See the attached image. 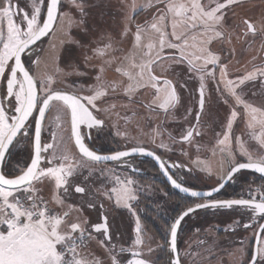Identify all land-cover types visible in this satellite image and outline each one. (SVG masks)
Listing matches in <instances>:
<instances>
[{"label": "snow or ice", "instance_id": "obj_1", "mask_svg": "<svg viewBox=\"0 0 264 264\" xmlns=\"http://www.w3.org/2000/svg\"><path fill=\"white\" fill-rule=\"evenodd\" d=\"M70 2L81 17L78 23L84 24L88 17L85 0ZM240 6L241 0H154V3L149 0L141 5H136L133 0V11L153 10L151 20L133 25L132 16H127L122 30L117 31L119 41L111 34L103 35L101 40L104 42L91 49L93 56L103 61L94 78L96 83L87 88L76 85L72 91H68L53 88V76L34 75L22 61L25 51L42 37L54 33L55 26L62 18H67L69 23L75 22L69 13L58 16L62 0H30L27 8H21L16 0H0V81L5 84L4 93L0 96V165L4 164L6 155H11L10 147L14 146V142H19L18 137L27 136L34 143V155L24 168L18 167L16 172L8 174L0 168V264H106V260L110 264H122L117 256L125 251L131 252L133 257L126 264H150L147 259L137 258L141 253L133 250L145 245L140 217L133 207L134 203L139 202L140 186L131 177L122 178L118 174L112 175V186L103 192L101 189L93 190L88 184L92 165L121 161L134 154L152 156L174 188L191 198L205 201L187 206L167 226V244L170 251L176 253L174 264H181L177 249L181 223L198 209H233L239 206L264 219V191L260 188L254 190L259 193V200L253 192L247 193L248 199H210L240 170L264 174V109L248 103L241 87L258 78L264 83V65L244 75L229 78V64L235 55L232 40L239 39V35L234 29L230 31L232 26L228 22L231 19L235 23V9ZM242 23L245 27L243 35L251 33L255 36L259 32L264 36V24L258 29L251 20L244 19ZM64 34L69 35L67 32ZM85 34L92 35L93 32L85 29ZM130 34V47L119 46ZM65 42L70 46L63 49L62 61L60 47L51 45L56 73L89 79L86 72L79 71L81 65L77 61L80 60V53L71 47L82 48L80 41L62 40L60 44ZM90 60L91 57L84 56L83 64L87 65ZM61 62L73 71L64 72L60 67ZM39 63L37 57V67ZM107 67H114L122 79L105 80ZM189 84L196 85L193 89L197 96L195 124L181 133V142L191 143L194 133L200 135L202 117L207 116L211 123L216 122L212 116L213 94L217 105L223 104L229 108L226 124L221 126L220 133H216V144L228 159L230 170L226 178L221 177L219 186L211 191L193 190L177 182L169 174L167 161L145 146H132L128 150L102 155L84 142L80 126L101 128L105 121L99 118L100 114L117 108L116 103L108 102L110 96L122 92L127 101L123 107L138 104L150 112L162 110L169 114L182 106V92L191 96ZM85 90L90 95L80 94ZM142 90L153 92L146 105L141 99ZM54 102L62 104L70 113L72 139L80 157L75 162L64 152L56 155L55 133L51 143L41 144L46 111ZM105 104L106 107H98ZM238 107L247 117L250 139L257 144H248L240 137H234L233 125L241 116ZM186 111L192 115L191 108H186ZM34 112L38 113L39 119L34 118L30 124L29 118L33 117ZM30 127L34 128V136L28 135ZM154 133L153 143L156 137L161 136L159 131L154 130ZM233 138L238 141L239 153L247 158V162L236 161L231 151ZM158 147L167 149L168 145L161 142ZM42 161L45 162L44 166ZM196 163L199 165L200 161ZM171 167L180 165L172 164ZM83 169H88L89 176L81 180L80 170ZM205 170L210 171V168ZM45 191L50 195L46 197L43 194ZM76 194H80L81 198L75 204H67V198ZM101 198L111 201L114 209L127 210L135 216L136 235L132 248L126 250L120 246L119 252H116L118 245L112 243L113 230L109 228L112 212L105 209L103 204H98ZM85 208L106 214L100 217L101 222L92 223L84 216ZM234 223L237 227L250 226L239 221ZM260 231L264 232V225L260 226ZM97 236L103 238L97 239ZM93 241L97 245L96 250L90 247ZM97 251L100 255H97ZM147 251L151 253L153 249L147 247ZM249 260L250 264H264V239L257 242ZM241 264L244 262L241 261Z\"/></svg>", "mask_w": 264, "mask_h": 264}, {"label": "flooded vegetation", "instance_id": "obj_2", "mask_svg": "<svg viewBox=\"0 0 264 264\" xmlns=\"http://www.w3.org/2000/svg\"><path fill=\"white\" fill-rule=\"evenodd\" d=\"M29 1L30 0H16L21 8H27L30 5ZM88 1L89 0H85V2ZM26 2L27 5H25ZM65 5L66 3L62 2L60 13L62 10H64ZM87 6L86 11L88 12V17L85 20V23L82 24L81 29L78 30L71 27L67 40L74 39L80 41V44L83 46L82 48H76L75 45H71V47H73L76 52L80 53V60L77 61V63L81 65L79 71L86 72L87 76L90 78H78L74 75L66 76L67 85L66 87L59 88L61 90L72 91L76 85H83L85 88H87V86L96 83L94 78L98 74L99 67L102 66L103 61L101 58L93 56L91 51L92 47L96 46V44H102L104 41L101 40V37L106 34H111L117 41L120 40V37L117 36V31H121V28L119 24L115 22V18L112 16L116 10L113 7L104 8V6L99 5L98 7H100V13L98 14L95 11L96 6H93L90 3H88ZM150 10L151 9L141 10L140 12L136 13L133 24L139 23L138 17L143 15H146L143 16L144 21L140 22L139 24H144L146 19L151 20L152 15L149 17L147 16V13ZM229 15H231V13H229ZM55 27H57V25ZM85 29H89L93 32V34L86 35ZM50 35L51 33L49 36ZM255 36L258 38L262 37L259 32ZM245 37H247V35H245ZM46 39L36 45L32 51L25 56V62L27 66L29 64L27 62V57L40 51L41 44L45 45L46 42L44 43V41H46ZM67 40L64 39L63 41ZM254 41L255 40L253 39H249L247 42L245 41L244 44L249 46ZM55 44L61 49L62 61L63 49L69 47L70 45L67 42L61 45L59 41H56ZM261 51H263L261 59L262 62L256 64L255 66L257 67H260L261 64H264V49ZM221 55L223 56L224 54L222 53ZM84 56L91 57V60L87 65L83 64ZM52 64H54V61H51V65ZM64 65L65 64L60 63V67L63 66L72 72L73 69ZM236 76L240 75L235 73L230 75L229 78H235ZM104 79L107 81H119L122 78L120 77L119 73L114 71V67H107L104 74ZM195 87V84L188 85V90L191 93V96H189L188 93L182 92V106H178L177 109L171 111L169 114H165L162 110L150 112L146 107H142L138 104L131 105L130 107H123L122 100L124 99L123 101H127L124 98L123 93L118 92L114 96H110L108 98V102L116 103L117 108L109 112H102L100 114L99 118H102L105 121L103 127H94L89 129L86 125H81V132L82 136H84V141L92 150L100 153H114L116 151L137 145L145 146L146 148L152 149L153 151L159 153L162 157L172 161L173 164L180 165V167H173V172L175 176L184 184L197 188L213 187L221 181V178H217L216 176L214 177L215 173H213L212 181L208 174L205 175L193 169L185 161L183 156L181 158L177 156V154H184L187 152L186 150H191L189 153H196V155L200 156L201 158H209L210 153L213 151H215L216 154H218L217 152L221 153L219 146L216 144V133H220L221 126L226 124V117L229 115V108L227 105H217L215 103V94H213L212 116L216 122L211 123L207 116L202 117L200 135H195L194 133L191 143L180 141L181 133H184L186 129L192 126V124H195V101L197 99V96L193 91ZM241 87L244 89V99L248 103L252 104L253 107L264 109V83H262L259 78L255 81L246 82V84ZM211 88L212 85L209 86V91H211ZM80 94L85 96L90 95V93L86 90ZM151 98L152 97H150L148 100L146 97L141 96V99L144 101L145 105L150 102ZM106 106L107 104L98 105V107ZM186 108L192 109V115H188ZM237 111L241 112V116L237 118L233 125L234 137H240L241 140L248 144H257V142L251 140L248 135L249 129L247 127L246 115L243 114L240 107L237 108ZM123 112L130 116L128 119L134 118L133 120H135V118H139L142 120L145 118V120H147V122L151 125H155V121L159 120L164 128H169L168 135L170 137L168 139L167 137L162 136V139H159V144L163 142L168 145V148L161 149L158 147V143H153L151 141L146 144H135L129 142L126 139L125 142H123L121 135V121ZM134 112L135 115L133 114ZM57 117H59V119H57ZM185 117H187V119H185ZM34 118L35 115L29 122L30 124ZM62 120L65 121L64 124L67 128L63 127L60 129ZM203 121L208 122L205 123ZM32 130L34 131V128L32 127L28 129V135L33 136V134H31ZM257 132H259V129H257ZM53 133L56 134V149L63 151L66 149L67 145H70L73 148V152L76 154L75 158H80L72 139L70 113L64 108L62 104L58 102H54L50 110L47 112L43 126V145L52 142ZM63 136L65 139H63ZM18 141L19 142H16L11 149L10 160L15 162L14 164L17 167L24 168L29 163L32 155L31 153L29 156L28 150L30 140L27 138V136H25L24 138H19ZM231 151L235 154L236 161L247 162V158L242 157L239 153L238 141L235 138L232 140ZM170 152L172 154H169ZM56 155L59 156L60 152L56 151ZM220 156L224 158L222 164H225L226 172L229 171L230 167L228 159L223 153H221ZM71 161L75 162L73 160ZM44 164L45 162H43L42 166H44ZM91 167L92 174L88 179V183L90 184L95 181L94 178L98 179L101 175H104L103 172L106 170H119V172L124 170L137 181L146 182L158 189L166 190V197L169 202L168 211H170V214L162 213L163 208L158 203L152 201L149 197L140 199L146 200L147 202V218L145 217L147 224L150 227H153L155 230L159 229V226H161L166 234L165 241L167 244V226L173 221L174 217L177 216L179 211L176 210H180L182 208L187 197L177 193L173 189L170 190L171 187L165 181L155 163L146 157H132L127 160L116 161L112 164H94ZM88 176V169H83L80 172L81 180ZM201 181H205L204 183H206V185L204 187H198L196 184H194V182ZM257 186H264V178L248 171H242L235 175L233 182L227 185L217 195L213 196V199H248L249 196L247 193L253 192L256 199L259 200V193L254 192ZM174 191L176 193H173ZM202 201L204 200L194 199V203L191 205ZM138 205L139 203H137V207ZM208 216L212 217L211 220L207 219ZM262 220L263 219H261L260 215H252L250 210H245L242 207H235L233 209H213V212L210 215L206 211L203 212V214L195 213L194 215L189 216L181 225L179 233V247L183 264H241V261H243L244 264H247L249 262V258L252 256L254 237ZM234 221H239L241 224H247L250 226L237 227ZM261 239H264V232ZM201 241H203V243H201ZM182 249L183 253L181 252ZM208 260L210 262L206 263Z\"/></svg>", "mask_w": 264, "mask_h": 264}, {"label": "rangeland", "instance_id": "obj_3", "mask_svg": "<svg viewBox=\"0 0 264 264\" xmlns=\"http://www.w3.org/2000/svg\"><path fill=\"white\" fill-rule=\"evenodd\" d=\"M62 2L66 3L67 6L65 5L64 10H62V12L60 14L69 13L72 20L75 22L69 23L67 18H62L56 27V31L54 33H51V35L46 39V41H44V43L46 42L45 45L41 44L40 51H38L35 54L27 57V62L29 63L28 65H30V69L32 70L33 74L34 75H45V74H47V75L53 76L54 77V83L52 84V87L56 88V89L66 87L67 81H66V76H60L59 74H57L55 71V65L54 64L51 65V61H53V55H54L51 45L55 44L56 41L60 42L61 40H64V39L67 40L68 36H65L64 33L65 32L69 33V30L71 27L76 28L77 30L81 29V24L78 23V21L81 19V17L79 16L78 11L75 9L74 5L71 4L70 0H62ZM78 2H79V0H78ZM148 2H149V0H135L136 5L147 4ZM152 2L154 3V0H152ZM88 3H90L93 6H96L95 11L98 14L100 13V9H99L100 7H98L99 5L104 6V8L113 7L116 11L114 12V15H112V16L115 18V22L119 24L121 30H122V23L125 21V18L127 16H132L133 19H132L131 23L133 24L134 23V17L136 15V13L141 11L139 9L133 11V9L131 8V5L133 4V0H89L88 2H85V6H87ZM25 5H27V2ZM235 11L237 13V15L235 17V23H233V21L231 19L229 20L228 23H229V25L232 26L230 28V31L234 29L235 33L237 35H239V39L234 38L232 40V47L235 49V55H234V57H232L231 63L229 64V76L232 74H235V73H237V75L246 74L247 72H249L253 68H256L257 66H255V65L262 62L261 59H262L263 51H261V50L264 49V36L258 38L257 36H253L251 33H249V34H247V37H245V35H243V33L245 32V27L242 23V20H244V19L251 20L257 26L258 29L260 28V26L262 24H264V0H248V1L241 2V6L236 8ZM152 13H153V10L151 9L147 13V16L148 17L151 16ZM143 16H146V15H143ZM143 16L138 17L139 23L144 21ZM132 31L133 32L135 31L134 27L132 28ZM249 39H253L255 41L253 43H251L249 46H246L244 44V42L245 41L247 42V40H249ZM131 40H132V36L130 34L127 38H125L121 47L129 48ZM43 48H44V50H43ZM37 57H39V61H40L38 67L36 66V58ZM61 63H63V62H61ZM261 65H264V64H261ZM61 68H63L64 72H66V73L71 72V71H69V69H66L63 66H61ZM120 77H121V75H120ZM123 79H126V77H124ZM4 90H5V84L3 83V81H0V96L3 95ZM141 96L146 97L149 100V98L153 96V93L151 92V90H148V91L142 90ZM123 100H122V105L127 103ZM128 117H130V116H128L127 113H125V112L122 113L121 135H122L123 142H125L126 139L129 142H132L135 144H140V143L146 144V143H149L150 141L153 142L152 138L155 134L154 130L161 132V136L156 137L155 143L159 144V139H162V136H165L168 139L170 138L168 135L169 128L168 129L164 128L162 126V123L159 120L155 121V125H151L150 123L147 122V120H145V118H143L142 120L139 118H135V120H133L134 118L128 119ZM64 122L65 121L62 120V123L60 124L61 125L60 129H62L63 127L64 128L66 127ZM160 123H161V125H160ZM167 127H169V126H167ZM170 132H171V128H170ZM63 139H65L64 136H63ZM187 146H189V145H187ZM28 150H29V156H30L32 153L31 140L29 142ZM57 151L60 152V154H61V152H64L67 155H69L70 160L75 161L78 159V158H75L76 154L73 152V148L70 145L69 146L67 145L66 149H64L63 151H61V150L59 151L58 149H57ZM186 151L187 152H185L184 154H177V156L179 158H181L183 156L185 161L193 169L197 170L198 172H200L202 174H205V175L208 174V176H210L212 181H213V173H215L214 177L216 176L217 178L225 177V175L227 174L228 171L226 172L225 164L224 165L222 164L224 161V158H222L220 156L221 153L217 152L218 154L215 153V155H213V152L212 153L209 152L210 153L209 158H201L200 156H197L196 153L195 154L189 153V151H191V150H186ZM169 154H172V153L170 152ZM197 160L200 161L199 165L196 163ZM207 168H210V171L205 170ZM81 171L82 170H80V172ZM103 174L104 175H101L98 179L94 178V176H93V178L95 180V184H96L95 188L93 187L94 190L95 189H101V192H103L107 188L111 187L112 186L111 179H112L113 174L121 175L122 178L123 177H131L134 181H136V183L142 189V191L139 193V202H138L139 205H138L137 209L134 206L135 203L133 204V207L135 208V211H136V215L139 216V214L141 212L140 207L146 205V202L144 200L140 201L141 199H145V197H149L152 201L158 203L163 208L162 213L170 214V211H168L169 202H168L167 197H166L167 196L166 190L158 189V188L154 187L153 185H150L146 182L137 181V180H135L134 177L130 176V174H128L124 170H122L120 172H119V170L118 171L106 170L103 172ZM204 182L205 181L194 182V184H196L198 187H204L206 185V183H204ZM108 203L111 206L109 211L116 214L117 217L121 218L120 213H122V215H124V213H125L124 211H127V210L114 209L112 207L111 201H109ZM149 203H150V201H149ZM84 211L87 214L90 213V209H85ZM206 211L210 215V214H212L213 209L199 210L196 212V214H203V212H206ZM138 212H139V214H138ZM211 218L212 217H210V216L207 217L208 220L209 219L211 220ZM140 221H141V219H140ZM130 224H131V230H132V241H134L136 233H135V216H133V214L131 217V223ZM141 225H142V228L144 230L145 225L142 223V221H141ZM125 227L122 228L121 226L118 225L117 228L119 229L118 231H122V230H126ZM129 227H130V225H129ZM127 236H128V234H127ZM145 245H146V243H145ZM142 246L143 245L138 246V250H141L140 247H142ZM141 251H139V252L143 255V252H141ZM181 252L183 253V249L181 250ZM208 262H210V261L208 260L206 263H208Z\"/></svg>", "mask_w": 264, "mask_h": 264}, {"label": "crops", "instance_id": "obj_4", "mask_svg": "<svg viewBox=\"0 0 264 264\" xmlns=\"http://www.w3.org/2000/svg\"><path fill=\"white\" fill-rule=\"evenodd\" d=\"M244 1H248V0H241V2ZM94 182V183H93ZM91 184L88 183L92 188H95V181H93ZM82 186H84L82 184ZM93 188V189H94ZM46 197L50 195L49 192L45 191L43 193ZM80 194H76L73 197H69L67 198V204H75L76 201H78L80 199ZM143 201V200H140ZM146 202V200H144ZM109 201H107L105 198H101L98 200V204H103L105 209H110L111 206L108 203ZM147 203V202H146ZM147 205V204H146ZM146 205L141 206L140 207V214L139 217L142 221V223L145 225L144 228V235H145V243L146 245H143L141 248V250H138L137 248H134V251H141L143 252V255L141 254L139 257L137 258H143V259H147L150 261V264H171V258H170V253H169V249L168 246L166 244L165 238H166V234L163 230V228L161 226H159V229L155 230L153 229V227H150L147 222L145 217L147 218V211H146ZM135 208L137 209V203L134 204ZM87 209V208H85ZM124 215H122V213H120L121 218L117 217L116 214L112 213V215L109 216V228L111 230H113V239H112V243L118 245L116 252H119V247L122 246L124 247L126 250L129 248H132V230H131V217L132 214L129 211H124ZM105 212H97L95 209H90V213L87 214L84 211V216L87 217L90 222L92 223H96V222H101L100 221V217L105 215ZM73 216H75V213H73ZM119 226H121L122 228H124L126 230H122V231H118L119 229L117 228ZM130 225V227H129ZM128 234V236H127ZM95 235V234H94ZM149 237L151 239H149ZM103 237L97 236V239H102ZM159 246V247H158ZM90 247L93 250H96V243L95 241L91 242ZM147 247H151L153 249V251L151 253H149L147 251ZM143 248V249H142ZM97 255H100L99 251H97ZM102 259H105V257H101ZM118 259H120L122 261V264H126V261L128 259H132L133 257L131 256V252L129 251H125L122 254H119L117 256ZM106 264H110V261L106 260Z\"/></svg>", "mask_w": 264, "mask_h": 264}, {"label": "water", "instance_id": "obj_5", "mask_svg": "<svg viewBox=\"0 0 264 264\" xmlns=\"http://www.w3.org/2000/svg\"><path fill=\"white\" fill-rule=\"evenodd\" d=\"M58 16H59V13H58ZM48 36H49V35H48ZM48 36L42 37L40 41H37L35 45L30 46V48L27 49V50L25 51V54L22 56V61L25 63V66H26V67H28V66H27V64H26V62H25V56H26L27 54H29V53L32 51V49H33L36 45H38L40 42H42L43 40H45ZM38 87H39V86H38ZM47 112H48V111H46V115H47ZM34 115H35V119L38 120V119H39L38 113L34 112V113H33V116H34ZM32 118H33V117H30V118H29V122L32 120ZM45 118H46V116H45ZM44 121H45V120H44ZM43 126H44V122H43V125H42V131H41V144H42V145H43V140H42V137H43ZM80 131H81V126H80ZM81 134H82V132H81ZM33 136H34V131H33ZM18 139H19V137H18ZM73 142H74V139H73ZM84 142H85V141H84ZM15 143H16V142H14V144H15ZM74 145H75V142H74ZM12 147H13V146L10 147V151H11ZM75 148H76L77 151H78V148H77L76 146H75ZM147 149H148L149 151H153L152 149H149V148H147ZM124 150H128V148H126V149H122V150H119V151H124ZM153 152H155V151H153ZM78 153H79V152H78ZM97 153H98V154H102V155H110V154H113V153H100V152H97ZM155 153H156V155H159V156L162 158V160L167 161L166 167L169 168V174L172 175L174 179H177V182H180V183H182L184 186H187V187H189V188H191V189H193V190L202 191V192L211 191L212 188H214V187H218V186H219V183L221 182V181H220L217 185H215V186H213V187H210V188H197V187H192V186L186 185V184H184L183 182H181V181L175 176V174H174V172H173V167H171V165L173 164V162L170 161V160H168L167 158L162 157L159 153H157V152H155ZM33 155H34V143H33V141H32V155H31V157H32ZM132 157H146V158L152 160V161L155 163V165L157 166V168L159 169V172L161 173V175L164 177L165 181L169 184V186H170L173 190H175L177 193H179V194H181V195H184V196H186V197H190L188 194L183 193V192H180L178 189L174 188V187L171 185V182L169 181L168 177H167V176L161 171V169L159 168L158 162H157L152 156L142 155V154H134V155H132V156H130V157L123 158L122 160H127V159L132 158ZM7 159H8V156L6 155V160H7ZM6 160H5V162H6ZM5 162H4L3 165H0V168H2L3 170H4ZM29 163H30V161H29ZM29 163H28V164H29ZM105 163H107V164H112V163H114V162H105ZM42 165H43V161H42ZM229 170H230V169H229ZM242 171H248V172L254 173V174H256V175H258V176L264 178V174L257 173V172H255L254 170H240L239 172H242ZM228 172H229V171H228ZM239 172H237V173H239ZM237 173L233 174L231 180H230V181H227V182L225 183L224 188H225L227 185H229L231 182H233V180H234V178H235V175H236ZM5 174H6V173H5ZM227 174H228V173H227ZM227 174L225 175V178L227 177ZM224 188L220 189L219 192H221ZM219 192L214 193L213 196L217 195ZM213 196H212L210 199H213ZM194 199H198V198H194ZM229 199H240V198H229ZM244 199H247V198H244ZM199 200H200V199H199ZM217 200H227V199H217ZM202 202H205V201H202ZM202 202H199V203H202ZM237 207H239V206H237ZM199 210H203V209H198L197 211H199ZM197 211H196V212H197ZM196 212L190 214V216L194 215ZM186 218H188V217H186ZM186 218H185V220H186ZM185 220H184V221H185ZM184 221H182L181 225L183 224ZM261 225H264V219L261 221L260 225H259L258 228H257L256 234H255V237H254V246H253L252 255L254 254V251H255V247H256V245H257V242H258L259 240H261V237H262V234H263V232L260 231V226H261ZM180 229H181V228H180ZM179 233H180V230L178 231V237H177V249H178V254H179L180 258H181L180 247H179ZM168 239H169V237H168ZM168 248H169V246H168ZM169 253L171 254V264H174L176 253H172V252L170 251V248H169ZM181 264H183L182 258H181ZM247 264H250V260H249V262H248Z\"/></svg>", "mask_w": 264, "mask_h": 264}, {"label": "trees", "instance_id": "obj_6", "mask_svg": "<svg viewBox=\"0 0 264 264\" xmlns=\"http://www.w3.org/2000/svg\"><path fill=\"white\" fill-rule=\"evenodd\" d=\"M28 67L30 68V65H28ZM31 134H33V130L31 132ZM14 163L15 162H12L10 160V156H8V159L6 160L5 165H4V171L6 174L16 172L17 166ZM170 190H172V188H170ZM173 193H176V192L174 191ZM192 203H194V199L191 197H187L186 202H184V205H183V203H182L183 206L181 205L182 208L180 210H176V211L180 212L181 210H183L187 206H190Z\"/></svg>", "mask_w": 264, "mask_h": 264}, {"label": "built area", "instance_id": "obj_7", "mask_svg": "<svg viewBox=\"0 0 264 264\" xmlns=\"http://www.w3.org/2000/svg\"><path fill=\"white\" fill-rule=\"evenodd\" d=\"M257 188H260L261 191H263V187H261V186H257L255 189H257Z\"/></svg>", "mask_w": 264, "mask_h": 264}]
</instances>
